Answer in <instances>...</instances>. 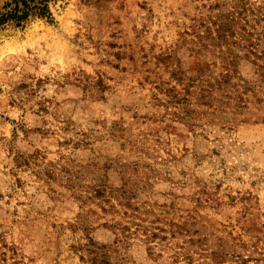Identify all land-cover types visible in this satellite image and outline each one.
<instances>
[{"label": "rangeland", "instance_id": "obj_1", "mask_svg": "<svg viewBox=\"0 0 264 264\" xmlns=\"http://www.w3.org/2000/svg\"><path fill=\"white\" fill-rule=\"evenodd\" d=\"M227 1L52 0L0 26V264H186L190 240L264 263V68L239 56L209 92L224 64L189 33Z\"/></svg>", "mask_w": 264, "mask_h": 264}, {"label": "trees", "instance_id": "obj_2", "mask_svg": "<svg viewBox=\"0 0 264 264\" xmlns=\"http://www.w3.org/2000/svg\"><path fill=\"white\" fill-rule=\"evenodd\" d=\"M50 1L52 0H0V26L6 23L19 25L34 15L48 17ZM212 8L217 11L202 15L198 22L190 25L189 32L194 37L191 42L196 53H203L204 50L216 52L214 55L220 57L224 64L225 72L221 77L206 85L209 92L213 87L223 88L239 56L248 59L259 69L264 68L263 3L230 0L217 3ZM239 51H242V54ZM260 59L262 62L258 63ZM157 228L162 230L160 227ZM175 232L178 231L173 230L172 234ZM155 235L156 233H150L148 238ZM190 242L192 243V240ZM191 243L188 244L189 247L179 245L176 249H170V254L174 259H183L186 264H260L258 261L260 259L244 257L235 252L227 253L207 248L189 251ZM105 256L106 254L91 257L90 260L95 264H107Z\"/></svg>", "mask_w": 264, "mask_h": 264}]
</instances>
